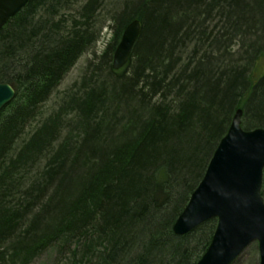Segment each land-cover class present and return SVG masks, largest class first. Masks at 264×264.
Instances as JSON below:
<instances>
[{"label":"trees","instance_id":"16d2710c","mask_svg":"<svg viewBox=\"0 0 264 264\" xmlns=\"http://www.w3.org/2000/svg\"><path fill=\"white\" fill-rule=\"evenodd\" d=\"M82 1L29 0L0 29V82L17 91L0 111V264L52 246L56 264H196L217 219L173 225L235 110L264 127V0H112L102 66L49 110L95 39L104 0ZM134 18L141 34L115 70Z\"/></svg>","mask_w":264,"mask_h":264},{"label":"water","instance_id":"95a60500","mask_svg":"<svg viewBox=\"0 0 264 264\" xmlns=\"http://www.w3.org/2000/svg\"><path fill=\"white\" fill-rule=\"evenodd\" d=\"M29 0H0V29ZM142 21L131 20L124 29L112 67L125 66L141 31ZM16 96L8 82H0V110ZM244 108L235 110L227 133L218 143L205 174L177 217L173 229L183 235L216 217L210 245L197 264H231L253 241L259 242L264 264V127L245 129Z\"/></svg>","mask_w":264,"mask_h":264},{"label":"rangeland","instance_id":"374dc122","mask_svg":"<svg viewBox=\"0 0 264 264\" xmlns=\"http://www.w3.org/2000/svg\"><path fill=\"white\" fill-rule=\"evenodd\" d=\"M81 5L82 0H73ZM126 0H121V3ZM122 3V4H123ZM124 5V4H123ZM120 8L115 6L112 0H104L103 4L98 8L99 17L98 24L94 27V42L91 47L84 52V54L78 59L76 64L71 70L67 72L62 83L58 87V91L53 95V97L45 104L46 109H54L55 107H60L61 98L65 92L71 90L78 91L80 87L85 82V78H90L91 72L97 70L96 65L102 66V57L106 49L114 43V27L115 22L113 21V16L115 11ZM122 8V7H121ZM93 30V31H94ZM128 71V69H127ZM99 74V73H98ZM101 75L99 78H101ZM98 79V78H96ZM98 80L97 84L101 81ZM95 83H93L94 85ZM82 88V87H81ZM59 104V105H58ZM56 254L57 250L54 248L48 249L42 255L37 257L31 264H56ZM260 263V250L258 241H253L248 245L245 250L235 259L232 264H259Z\"/></svg>","mask_w":264,"mask_h":264},{"label":"bare ground","instance_id":"6f19581e","mask_svg":"<svg viewBox=\"0 0 264 264\" xmlns=\"http://www.w3.org/2000/svg\"><path fill=\"white\" fill-rule=\"evenodd\" d=\"M134 19H135V18H134ZM138 19H139V18H138ZM132 20H133V19H132ZM142 24H143V23H142ZM126 26H127V25H126ZM142 27H143V26H142ZM113 54H114V53H113ZM77 61H78V60H77ZM77 61H76V62H77ZM76 62H75V64H76ZM75 64H74V65H75ZM112 64H113V59H112ZM74 65H73V66H74ZM72 68H73V67H72ZM72 68H71V69H72ZM71 69H70V70H71ZM61 83H62V81H61ZM61 83H60V84H61ZM46 108H47V107H46ZM56 242H57V241H56L55 239H52V241H50V243H53V245H56ZM56 247H57V246H55V249H56ZM52 248H54V246H52ZM48 249H50V248H48ZM48 249H47V250H48ZM47 250H46V251H47ZM46 251H45V252H46ZM43 253H44V252H43ZM43 253H42V254H43ZM42 254H41V255H42Z\"/></svg>","mask_w":264,"mask_h":264}]
</instances>
